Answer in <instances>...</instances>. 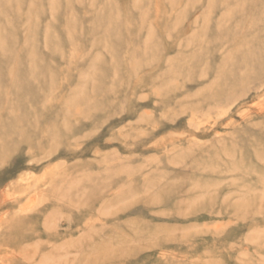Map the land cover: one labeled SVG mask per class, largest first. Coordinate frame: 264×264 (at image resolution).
<instances>
[{
  "label": "rangeland",
  "instance_id": "374dc122",
  "mask_svg": "<svg viewBox=\"0 0 264 264\" xmlns=\"http://www.w3.org/2000/svg\"><path fill=\"white\" fill-rule=\"evenodd\" d=\"M0 264H264V0H0Z\"/></svg>",
  "mask_w": 264,
  "mask_h": 264
},
{
  "label": "bare ground",
  "instance_id": "6f19581e",
  "mask_svg": "<svg viewBox=\"0 0 264 264\" xmlns=\"http://www.w3.org/2000/svg\"><path fill=\"white\" fill-rule=\"evenodd\" d=\"M243 9V8H242ZM186 11V10H185ZM118 18V17H117ZM206 18V17H205ZM220 28V27H219ZM205 30V29H204ZM194 34V33H193ZM206 35V34H205ZM217 44V43H216ZM223 66V65H222Z\"/></svg>",
  "mask_w": 264,
  "mask_h": 264
}]
</instances>
